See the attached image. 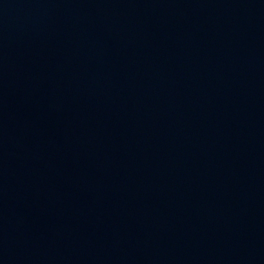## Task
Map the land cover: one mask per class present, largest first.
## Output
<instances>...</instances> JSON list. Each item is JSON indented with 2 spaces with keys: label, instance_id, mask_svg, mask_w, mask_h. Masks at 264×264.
Masks as SVG:
<instances>
[{
  "label": "water",
  "instance_id": "obj_1",
  "mask_svg": "<svg viewBox=\"0 0 264 264\" xmlns=\"http://www.w3.org/2000/svg\"><path fill=\"white\" fill-rule=\"evenodd\" d=\"M0 264H264V0H0Z\"/></svg>",
  "mask_w": 264,
  "mask_h": 264
}]
</instances>
